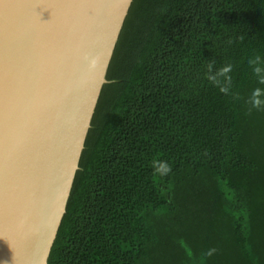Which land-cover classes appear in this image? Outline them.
<instances>
[{"label":"trees","instance_id":"1","mask_svg":"<svg viewBox=\"0 0 264 264\" xmlns=\"http://www.w3.org/2000/svg\"><path fill=\"white\" fill-rule=\"evenodd\" d=\"M256 55L264 0H131L46 264H264Z\"/></svg>","mask_w":264,"mask_h":264},{"label":"bare ground","instance_id":"2","mask_svg":"<svg viewBox=\"0 0 264 264\" xmlns=\"http://www.w3.org/2000/svg\"><path fill=\"white\" fill-rule=\"evenodd\" d=\"M123 2L124 0H0L2 19L7 21L19 18L25 21L22 29L18 27L15 30L10 28L3 30L2 25L0 28V121L3 120L8 127H14L6 132L14 140L8 136L0 139V243L9 246L7 253H11L12 250L23 251L28 256L18 258L15 254L9 255L1 259V264H40L43 248L54 231L62 205V185L72 169H69L68 165L71 159L69 155L73 154L68 153L70 149L67 150V147L69 139L75 138L76 134L73 121L69 115L68 118L65 117V111H68L66 108L68 109L70 105L79 109L81 107L76 106L81 101V95L77 97L73 94L75 87H80L79 94L89 88L87 81L70 85L72 76L81 74L78 66L73 67L74 74L70 76L65 75L66 70L63 68L56 69L54 74L41 75L39 79L26 78L27 81H22L23 73L20 71L29 70L25 67L17 69L16 64H13L14 69L9 70L8 64L26 58L33 60L36 52H39L49 61L48 64L54 66L52 50L47 47V50L43 51L38 41L30 46H27L26 42L39 38L41 27L36 19L43 22L42 27L48 30L49 34L60 31L61 25L55 26L60 22L75 28L78 37H83V40L86 34L92 37L91 35L97 32L96 38H93V46L97 47L98 51L87 58L95 62L93 68L96 74L99 73L97 77L100 78L107 58L106 50L112 38L110 29L113 30V25L120 16H117V12ZM52 8H55L53 17L49 13ZM111 8L114 9L113 18L109 10H106ZM18 12L20 13L17 14ZM61 30L65 33L64 29ZM30 35L32 37H29ZM71 40L81 41L78 38H70L66 42L69 44V57L78 51L77 48V50L71 48ZM116 40L117 37L114 44ZM7 42L10 45L8 47L5 45ZM89 42L88 39L87 45ZM73 57L71 58L74 59ZM67 59L68 57L64 60L61 58L58 62L62 61V64H65ZM26 65L29 66L28 61ZM56 76L61 77L57 84L54 83ZM50 108L54 110L50 112ZM58 109L61 113V115L58 113L61 118L59 122L55 117ZM49 118H53L57 124L51 126L52 123H48ZM42 121L45 125L41 123ZM0 125L2 128L3 123ZM84 138L85 136L83 144ZM81 139L82 135L78 133L76 140ZM62 140L66 141L61 152L58 153L59 150L54 152L52 157L49 150L53 147L49 146V143L60 141L63 143ZM7 145L9 146L4 150H11L3 152ZM66 150L68 156L65 158ZM45 153L51 158L40 163L41 159L45 158Z\"/></svg>","mask_w":264,"mask_h":264},{"label":"water","instance_id":"3","mask_svg":"<svg viewBox=\"0 0 264 264\" xmlns=\"http://www.w3.org/2000/svg\"><path fill=\"white\" fill-rule=\"evenodd\" d=\"M130 2H131V0H124V2L122 3V6L119 7V11L117 12V16H119V15L120 16L117 18V22L115 23V25H113V30H112V28L110 29V33L112 35V38L110 39V43H109L108 48L106 50L107 58H105L104 69H103L102 76L100 78L97 77V75L99 73L96 74V72L94 71L95 68H93L95 62L92 59L90 60V59L87 58L88 55L92 56L93 53L98 51V48L93 46V40L96 38L97 32H95V35L92 34L91 35L92 37H88L87 34H86V38L83 40V37H78L77 31H76L75 28L69 27L66 24L63 25L59 21H58L59 23H56L55 26L58 27V26L61 25L59 27L60 31L58 33L49 34V33H47L48 30H46L44 27H42V25H44L43 22L39 21L38 19H36L37 23L41 27L40 28V33L38 34L39 38H34L32 41H27L26 42L27 46H30L32 43H34V45H35V42L38 41L42 50L43 49L47 50V47L50 50H52L51 53H52L53 59H54L53 60L54 66H52V64H48L49 61L47 59H45V56L42 53H39V52H36L33 60L31 58L30 59L26 58V59H20V60H18L16 62L8 64V69L9 70L11 68L14 69L13 68V64H16L15 66H17V69H19L21 67L22 68L25 67V68H27L29 70L28 72L20 71V72L23 73V75L21 76L22 77V81H27L26 78L33 79V80L35 78L39 79V76H41V75H44V74L45 75H49L51 73L54 74V73H56V72H54L56 69L60 70V69H63V68H65V70H66L65 71V75L70 76L71 74H74L73 71H72L73 67L74 66H78L81 74L79 73V75L77 74V75L72 76L73 78L70 79V85L71 84H73V85L75 84L76 85V84H79V83L81 84V82L87 81V87H89L86 92L83 91L81 94H79L80 87H75L73 89V94L75 96H77V97L81 95V101H79V104L77 103L76 106H81V107H80V109L76 107L77 108V110H76L75 106H73V105L71 106L70 105L68 107V109L66 108V110H68V111L67 112L65 111V113H66L65 117L68 118L67 115H69L71 121H73V125H74L73 129H75L74 133L76 134L75 138H70L69 139L70 141H69V144H68V147H67V150L70 149V151L68 153L69 154H71V153L73 154V156L69 155V156H71L70 157L71 159L69 160L70 164L68 165L69 169L70 168H72V169H70V174H67L68 177L64 180V185H62L63 186V195H62V201H61L62 205L60 207V212L58 213L57 218H56V225H55L54 231L52 232L51 237L48 238L47 243L45 245V248H43L44 250L42 251L43 253H42V256H41L42 259L40 261V264H46V262H47V257H48V254H49V250H50V247H51V245L53 243V240L55 238L56 227H57V225H58V223H59V221H60V219L62 217V214H63V212L65 210V203H66V200H67V197H68V194H69V190H70L73 178H74L75 171L78 168V161H79L81 150L83 148V137L86 135L87 129L89 127L90 119H91V116L93 114V110H94V107H95V104H96V100H97L101 85L106 81L105 72H106V67H107L108 60H109V57H110V54H111V50L113 48L114 41H115V39H116V37H117V35L119 33V29H120V27L122 25V21L124 19V16H125V14L127 12L128 7L130 5ZM106 10H109V12L112 14V18H113L114 17V15H113V10L114 9L111 8V9H106ZM19 13L20 12H18L17 14H19ZM49 13L51 14V17H53L54 14H55V8L50 9ZM50 20L53 21L52 18H50ZM1 25H2L3 30L7 29V28H10V30H15V28H18V27L22 29V28H24L25 21L20 20L19 18H14L12 20L10 19V20L6 21V19H2V17H0V28H1ZM53 26H54V23H53ZM61 29H64L65 33ZM67 29H68V31H67ZM29 37H32V36L30 35ZM70 38H73V39H77L78 38V40L81 39V41L80 42H75V41H72V40L70 41L71 48H74V49L77 48L78 51H76V53H74L73 55H71L69 57L68 56V54H69V44L66 43V42H68V40ZM88 39L90 40V42L87 45ZM5 45L7 47L10 46L8 42L5 43ZM31 48L33 49V47H31ZM71 48H70V50H71ZM71 51H73V50H71ZM32 52H34V49H33ZM32 52H30V53H32ZM72 56H74L73 57L74 59L71 58ZM67 57H68V59L66 60L65 64H62V61H60L61 63L58 62L59 59L63 58V60H64ZM27 61H28V64H29L30 67L28 65H26ZM70 61L71 62L73 61V63L71 64ZM60 79H61L60 76L57 77L54 80V83L57 84V81H60ZM53 110L54 109H52V108L49 109L50 112H52ZM58 113L61 115L59 109H58L57 112H55V114L57 115L55 117H56L57 121L59 122V121H61V118L58 116ZM39 120H41V119H39ZM0 123H3V127L0 128V139H3V137L8 136V137L11 138V140H14V138L11 135L6 133L7 130H10L12 128L14 129V127L13 126L12 127H8L7 125H5L3 120H1ZM41 123L43 125H45L43 123V121ZM48 123H52L51 126H53L54 124H57L54 121L53 118H49L48 119ZM77 123H78V125H77ZM30 124H32V123H30ZM78 133L80 135H82V139L80 141L76 140L77 136H78ZM60 142L59 143H53V142L49 143V146L53 147V149L49 150V152H50L49 154L52 153V157L54 156L53 155L54 152L56 153L59 150L58 153H60L62 148H63V145H65L63 140H62L63 143H60ZM67 142H68V140H67ZM8 146L9 145L4 147L3 150L6 149ZM12 146H13V144H12ZM9 150H11V149L4 150L3 152L9 151ZM67 150H66V153H65V158L68 156ZM49 154H46L45 158L41 159L40 163H42L43 161L47 160V158H51V156ZM21 179L24 182H26L23 178H20V180ZM18 186H21V185H18ZM37 246H38V244H37ZM40 247L41 248L43 247L42 244H40ZM8 249H9V246H7L6 244L0 243V261H1V259H4L5 257H9V255H14V254L17 255L18 258H24L26 256L23 253V251H14L13 252V250H12L11 253L10 252L7 253ZM26 257H28V256H26ZM21 262H23V261H21ZM3 264H16V263H3ZM19 264H22V263H19Z\"/></svg>","mask_w":264,"mask_h":264},{"label":"clouds","instance_id":"4","mask_svg":"<svg viewBox=\"0 0 264 264\" xmlns=\"http://www.w3.org/2000/svg\"><path fill=\"white\" fill-rule=\"evenodd\" d=\"M248 64L252 67L253 74L257 77V80L260 84L264 85V57L256 55L248 60ZM215 66V61L208 62V79L211 80L217 87L220 88V91L224 94H229L232 88V77L230 73L232 72V65L225 64L219 69L213 71ZM223 78V79H221ZM264 96V89L257 88L252 93V107L257 108L258 110H264L262 107L260 97ZM170 166H165L163 168V174H167L170 171ZM157 172H161L160 168L156 169ZM215 250L212 249L209 251L208 255H212Z\"/></svg>","mask_w":264,"mask_h":264},{"label":"rangeland","instance_id":"5","mask_svg":"<svg viewBox=\"0 0 264 264\" xmlns=\"http://www.w3.org/2000/svg\"><path fill=\"white\" fill-rule=\"evenodd\" d=\"M120 30V29H119Z\"/></svg>","mask_w":264,"mask_h":264}]
</instances>
